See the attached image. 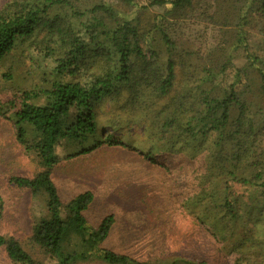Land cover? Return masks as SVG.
I'll use <instances>...</instances> for the list:
<instances>
[{
    "label": "trees",
    "instance_id": "trees-1",
    "mask_svg": "<svg viewBox=\"0 0 264 264\" xmlns=\"http://www.w3.org/2000/svg\"><path fill=\"white\" fill-rule=\"evenodd\" d=\"M200 1L149 0L130 16L104 1L4 2L0 92L7 95L0 97V117L37 166L30 177L9 181L43 208L28 237L42 259L0 233L12 263L212 264L187 253L136 258L114 251L104 245L114 216L96 225L86 218L90 190L62 200L52 175L61 161L121 148L162 169L169 165L161 158L179 166L180 159L198 158V189L184 211L231 264H264V0H203L213 2L208 18L221 34L206 51L169 33L171 22ZM118 2L131 7L135 0ZM30 48L52 65L41 69L30 54L33 80L23 85L15 75ZM229 71L230 82L220 83Z\"/></svg>",
    "mask_w": 264,
    "mask_h": 264
},
{
    "label": "rangeland",
    "instance_id": "rangeland-1",
    "mask_svg": "<svg viewBox=\"0 0 264 264\" xmlns=\"http://www.w3.org/2000/svg\"><path fill=\"white\" fill-rule=\"evenodd\" d=\"M5 1L0 0V8ZM84 1L87 4L104 1L118 11L125 10L128 16L135 14L138 5L149 3V0H135L131 7H123L118 0ZM148 10L161 12L162 7L148 5ZM212 10L213 2L200 1L184 19L171 22L169 33L172 37L192 39L200 51L212 49L221 40L220 26L208 18ZM249 35L252 37L255 32L250 31ZM30 54L41 69L52 65L51 59L34 48L22 53L23 60L15 78L23 85L33 80L27 73L28 68L33 70ZM235 62L241 64L239 60ZM4 69L1 66L0 72ZM230 80L231 71L219 78L222 84ZM4 95L7 92H0V97ZM130 130L141 132L135 125H131ZM118 149L106 150L98 156L85 155L61 161L52 174L62 200L84 190L93 193V200L85 212L93 225L107 214L114 216L115 222L104 245L136 258L187 253L207 258L212 264H231L227 257L214 251L209 236L182 207L184 200L198 189L202 173L199 159H180L182 165L179 166L170 163V160L176 161L172 157L161 158L169 165L168 169H162L150 165L138 152ZM92 165L98 168L92 169ZM36 169L33 158L16 142L12 124L0 117V233L15 238L32 257L42 259V253L29 244L28 237L33 220L42 215L43 208L27 189L18 188L9 181L11 176L30 177ZM0 264H14L3 249H0Z\"/></svg>",
    "mask_w": 264,
    "mask_h": 264
}]
</instances>
